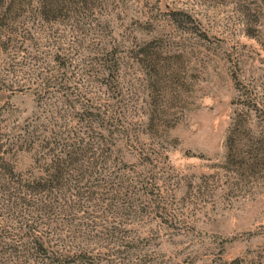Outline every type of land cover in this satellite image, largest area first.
<instances>
[{
	"label": "rangeland",
	"instance_id": "374dc122",
	"mask_svg": "<svg viewBox=\"0 0 264 264\" xmlns=\"http://www.w3.org/2000/svg\"><path fill=\"white\" fill-rule=\"evenodd\" d=\"M93 2L84 46L123 45L116 81L128 107L119 127L69 133L83 129V106L44 95L59 71L53 55L59 49L75 64L91 55L67 50L77 36L69 23L39 19L20 27L18 47L20 36L31 37L23 51L0 55L2 77L16 69L0 87V133L50 117V131L63 133L36 134L105 139L116 187L81 200L84 210L93 233L123 231L148 264H264V0ZM90 67L67 70L66 83L78 84L77 101L112 104L116 116L119 95Z\"/></svg>",
	"mask_w": 264,
	"mask_h": 264
},
{
	"label": "trees",
	"instance_id": "16d2710c",
	"mask_svg": "<svg viewBox=\"0 0 264 264\" xmlns=\"http://www.w3.org/2000/svg\"><path fill=\"white\" fill-rule=\"evenodd\" d=\"M32 3V0H0V55H7L10 49L23 51L24 42L31 37L20 36L18 47L20 27L28 21L34 25L39 19L48 24H70L77 36L72 37L67 50L74 52V56H80L87 49L84 39L93 30L90 27L93 0H38L33 9ZM122 46L114 40L91 46L87 49L91 55L88 63L85 60L72 63L73 57L65 59L59 49L53 55L59 71L53 77L54 82L47 83L44 95L56 100L63 98V104L69 107H74L70 99L73 96L83 106L76 117V124L83 129L69 133H91L94 126L102 130L119 127L128 107L122 98L121 85L116 81L120 71L117 52ZM146 54L147 47L137 52L140 62ZM88 66L95 75L101 76L103 89L119 95L120 111L116 116L112 104L91 105L86 98V102L77 101L78 84L66 83L70 80L67 70L71 69L74 76L81 67ZM5 71L4 77L0 71L2 88L9 77H16L13 67ZM49 118L39 125L25 124L22 133H0V264H137L132 263L133 258L138 264H148L150 260L134 253L137 247L126 243L123 231L114 228L93 233L96 225L87 209L84 210L81 200H93L101 186L109 190L116 187V176L107 168L111 152L102 148L106 140L77 135L66 142L57 135L36 134L63 133L50 131ZM80 213L87 214L86 223L77 218Z\"/></svg>",
	"mask_w": 264,
	"mask_h": 264
}]
</instances>
